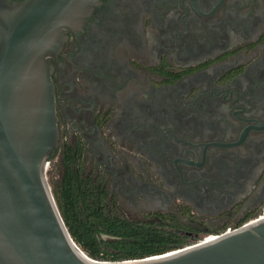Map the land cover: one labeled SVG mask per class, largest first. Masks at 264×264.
Segmentation results:
<instances>
[{"label": "flooded vegetation", "instance_id": "flooded-vegetation-1", "mask_svg": "<svg viewBox=\"0 0 264 264\" xmlns=\"http://www.w3.org/2000/svg\"><path fill=\"white\" fill-rule=\"evenodd\" d=\"M50 63L54 185L164 251L264 217V0H96Z\"/></svg>", "mask_w": 264, "mask_h": 264}, {"label": "water", "instance_id": "water-1", "mask_svg": "<svg viewBox=\"0 0 264 264\" xmlns=\"http://www.w3.org/2000/svg\"><path fill=\"white\" fill-rule=\"evenodd\" d=\"M96 0H0V264H264V217L142 257L95 259L48 184L57 146L50 58Z\"/></svg>", "mask_w": 264, "mask_h": 264}, {"label": "trees", "instance_id": "trees-1", "mask_svg": "<svg viewBox=\"0 0 264 264\" xmlns=\"http://www.w3.org/2000/svg\"><path fill=\"white\" fill-rule=\"evenodd\" d=\"M52 194L71 237L90 257L121 260L164 252L154 247L160 241L156 233L108 214L102 194L89 192L84 178L68 164Z\"/></svg>", "mask_w": 264, "mask_h": 264}, {"label": "rangeland", "instance_id": "rangeland-1", "mask_svg": "<svg viewBox=\"0 0 264 264\" xmlns=\"http://www.w3.org/2000/svg\"><path fill=\"white\" fill-rule=\"evenodd\" d=\"M54 162V158L50 161L48 165V184L50 185V188L52 190V187L54 186L55 182L59 178V173L57 172L56 168H52V163ZM56 180V181H55Z\"/></svg>", "mask_w": 264, "mask_h": 264}, {"label": "bare ground", "instance_id": "bare-ground-1", "mask_svg": "<svg viewBox=\"0 0 264 264\" xmlns=\"http://www.w3.org/2000/svg\"><path fill=\"white\" fill-rule=\"evenodd\" d=\"M212 237H213V236H212ZM212 237H208V238H206V240H207V239H210V238H212Z\"/></svg>", "mask_w": 264, "mask_h": 264}]
</instances>
